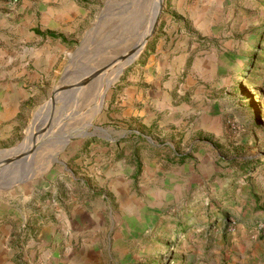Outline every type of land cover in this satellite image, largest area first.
Masks as SVG:
<instances>
[{"label": "rangeland", "instance_id": "374dc122", "mask_svg": "<svg viewBox=\"0 0 264 264\" xmlns=\"http://www.w3.org/2000/svg\"><path fill=\"white\" fill-rule=\"evenodd\" d=\"M155 2L0 0V56L22 49L30 54L26 67L41 79L38 105L50 119L42 135L32 140L36 128L29 127L20 143L0 149L3 158L32 146L22 160L0 167V179L10 185L30 167L36 177L64 169V150L76 141L82 150L88 140L111 134L108 96L124 72L154 34L191 27L188 42L204 60L203 73L193 75L199 90L189 99L188 123H196L185 142L177 131L172 143L191 168L176 178L138 171L127 176L132 197L123 207L110 195L111 176L99 167L98 183L82 180V189L93 185L91 197L102 195L106 209L86 240L93 244L88 260L76 254L77 264H264V0H161L153 34L108 84L98 108L94 79L108 68L87 77L139 40ZM69 84L81 87L54 93L49 107L51 91ZM53 197L59 205L66 199L58 192Z\"/></svg>", "mask_w": 264, "mask_h": 264}, {"label": "crops", "instance_id": "0c3cea01", "mask_svg": "<svg viewBox=\"0 0 264 264\" xmlns=\"http://www.w3.org/2000/svg\"><path fill=\"white\" fill-rule=\"evenodd\" d=\"M192 29L179 26L154 34L124 72L108 96L111 134L88 140L82 150L78 141L69 150L64 145L62 158L69 159L64 169L55 167L36 177L30 167L10 185L0 179V264H77L76 254L88 260L93 244L86 240L106 206L102 195L91 197L93 185L82 189V180L97 182L100 171L111 176L110 195L123 207L132 197L127 176L138 171L176 178L191 168L187 155L172 143L177 131L185 142L196 123H188L194 108L189 99L199 90L192 87L193 75L203 73L199 65L204 60L194 55L188 42ZM29 56L24 49L0 56V149L20 143L29 127H41L47 119L38 105L43 101L41 79L37 81V73L26 67ZM198 123L205 126L204 119ZM54 192L65 196L62 204L54 202Z\"/></svg>", "mask_w": 264, "mask_h": 264}, {"label": "water", "instance_id": "95a60500", "mask_svg": "<svg viewBox=\"0 0 264 264\" xmlns=\"http://www.w3.org/2000/svg\"><path fill=\"white\" fill-rule=\"evenodd\" d=\"M160 5H161V0H159L158 3H157L156 12H155L154 18H153V20L151 22L150 29L143 36L142 41L139 42V43L133 44L132 46L128 47L125 51H123L122 53L116 55L112 59H115L118 62H123L126 59H129L130 56L132 54H134L136 51H137L136 56L142 51L147 39L153 34V32L155 30V27H156V24H157V20L159 18V14H160ZM135 57L134 58H130L126 63L129 64L130 62H132L135 59ZM86 81L87 80H85L84 82H81V84H84ZM75 85L76 84H69V85L64 86V88H55L54 90H52L51 93H50L49 99H48L49 107H52L54 93L60 91L61 89L73 88ZM49 126H50V119L48 117L46 119V122L41 127L36 128V130L31 134L30 138L33 140V138L36 135H39V134L42 135L44 133L45 129L48 128ZM31 149H32V146L30 148H28L27 151L17 152L14 155L3 157L0 160V167L9 165V164L14 163V162H16L18 160H22L26 156V154L31 151Z\"/></svg>", "mask_w": 264, "mask_h": 264}, {"label": "bare ground", "instance_id": "6f19581e", "mask_svg": "<svg viewBox=\"0 0 264 264\" xmlns=\"http://www.w3.org/2000/svg\"><path fill=\"white\" fill-rule=\"evenodd\" d=\"M156 2H155V6H154V11H153V16H152V18H151V21H150V23L148 24V26L146 27V29L144 30V32L141 34V36H140V38H139V40L138 41H136L135 43H139V42H141L142 41V38H143V36L149 31V29H150V25H151V22H152V20H153V18H154V14H155V12H156V8H157V3H158V1L159 0H155ZM135 43H133V44H135ZM132 44V45H133ZM131 45V46H132ZM136 54H137V51L134 53V54H132L131 56H130V58H134L135 56H136ZM129 58V59H130ZM129 59H126L125 61H123V62H118V61H116L115 59H113V61H111V63L109 64V65H105L104 67L102 66V67H100V68H98V69H94L92 72H91V74L87 77V78H89L90 76H92L93 74H97L98 72H101V71H103V70H105V69H107V70H105V71H103V72H101L95 79H94V82H95V86L93 87V88H95L96 90H97V94H98V101H97V107L98 106H100V102H101V98H102V93L104 92V90L106 89V87L108 86V84L113 80V79H115V77L118 75V73L120 72V70H121V68H122V66L129 60ZM110 67V68H109ZM98 71V72H97ZM87 78H85L84 80H82V81H85ZM88 80V79H87ZM75 87H81L80 85H77V86H75ZM76 89V88H75ZM74 89V90H75ZM96 97V96H95ZM99 108V107H98ZM97 109V108H96ZM97 111V110H96ZM92 116V115H91ZM87 125H89V122H87V123H85V125L82 127V128H80V130H78V134H82V133H84V132H86L85 130H86V128L85 127H87ZM29 129V128H28Z\"/></svg>", "mask_w": 264, "mask_h": 264}, {"label": "trees", "instance_id": "16d2710c", "mask_svg": "<svg viewBox=\"0 0 264 264\" xmlns=\"http://www.w3.org/2000/svg\"><path fill=\"white\" fill-rule=\"evenodd\" d=\"M36 33H39V32L37 31ZM44 35H47V36H49V37H51V38H60V39H62L61 36H59V35H57V34H54V33H52V32H45ZM252 63H253V62H252Z\"/></svg>", "mask_w": 264, "mask_h": 264}]
</instances>
